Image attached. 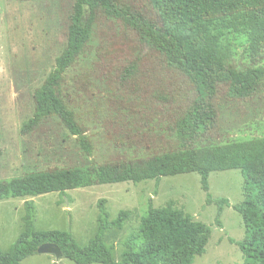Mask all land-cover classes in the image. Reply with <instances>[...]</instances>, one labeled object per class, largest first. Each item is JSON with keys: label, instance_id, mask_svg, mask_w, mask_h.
<instances>
[{"label": "rangeland", "instance_id": "obj_1", "mask_svg": "<svg viewBox=\"0 0 264 264\" xmlns=\"http://www.w3.org/2000/svg\"><path fill=\"white\" fill-rule=\"evenodd\" d=\"M149 19L157 16L149 0H118ZM75 0H0V181L30 172L57 168H87L143 159L181 148L176 125L191 107L196 92L190 80L154 50L147 49L134 30L120 20L99 14L82 55L64 75L60 93L92 145L87 155L58 118L48 119L34 131L22 133L35 111L34 93L56 67L68 43ZM218 56L237 70L264 68L263 39L254 45L252 25L244 18L217 20ZM134 67L132 71H129ZM220 84L213 104L217 127L202 135L198 146L223 145L264 138V82L251 98L229 95ZM212 204L207 203L197 173L163 177L158 183L97 185L36 197L0 201V249L8 252L25 231V203L34 204L33 231L68 232L86 247L98 231V203L105 199L110 221L130 212L121 230H110L105 243L116 261L125 242L137 233L150 204L174 208L211 228L206 253L193 264H244L235 243L245 229L234 209L244 201L239 170L210 175ZM227 199L221 221L215 224L217 200ZM21 264H74L55 255L35 254Z\"/></svg>", "mask_w": 264, "mask_h": 264}, {"label": "trees", "instance_id": "obj_2", "mask_svg": "<svg viewBox=\"0 0 264 264\" xmlns=\"http://www.w3.org/2000/svg\"><path fill=\"white\" fill-rule=\"evenodd\" d=\"M149 3L156 20L144 17L118 0H75L67 46L57 58L54 70L35 91V111L24 124L22 133H31L48 119L58 118L78 137L82 150L92 155L91 142L64 102L60 88L64 75L90 42L96 19L102 14L134 30L147 49L162 55L194 86V102L176 125L181 148L143 159L93 163L87 168L30 172L10 181H0V201L51 193L65 195L71 190L97 185L136 184L147 180L158 183L163 177L197 173L207 203L212 204L210 175L239 170L244 180V201L234 209L242 217L245 236L241 242L231 240V243L241 250L244 264H264V138L197 145L202 135L217 127L213 100L218 85L228 84L232 98L246 99L256 95L264 82V68L237 70L218 56V41L212 25L220 19L244 18L252 25V40L257 45L263 39L264 0H149ZM106 202L102 199L98 203V231L86 247L79 246L68 232L33 231L34 204L26 202V229L8 252L0 249V264H21L47 244L58 247L62 259L74 264H193L196 257L206 253L212 233L209 226L172 204L164 208L150 204L137 233L125 242L121 260L116 261L105 237L110 230H121L130 212L121 211L110 221ZM217 207L215 224L223 229L221 217L230 203L219 199Z\"/></svg>", "mask_w": 264, "mask_h": 264}, {"label": "water", "instance_id": "obj_3", "mask_svg": "<svg viewBox=\"0 0 264 264\" xmlns=\"http://www.w3.org/2000/svg\"><path fill=\"white\" fill-rule=\"evenodd\" d=\"M38 254L41 255H55V257L57 259H62V253L60 252V250L58 249V247L54 246V245H43L38 249Z\"/></svg>", "mask_w": 264, "mask_h": 264}]
</instances>
